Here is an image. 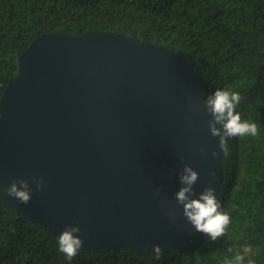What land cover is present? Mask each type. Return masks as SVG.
Listing matches in <instances>:
<instances>
[{"label": "water", "instance_id": "water-1", "mask_svg": "<svg viewBox=\"0 0 264 264\" xmlns=\"http://www.w3.org/2000/svg\"><path fill=\"white\" fill-rule=\"evenodd\" d=\"M205 97L167 47L97 29L35 37L0 97V191L24 181L31 199L1 203L54 237L78 224L81 250H185L196 231L175 198L184 166L198 173L193 197L223 183Z\"/></svg>", "mask_w": 264, "mask_h": 264}, {"label": "trees", "instance_id": "trees-1", "mask_svg": "<svg viewBox=\"0 0 264 264\" xmlns=\"http://www.w3.org/2000/svg\"><path fill=\"white\" fill-rule=\"evenodd\" d=\"M93 29L176 51L206 95L220 87L241 93L236 110L258 134L231 137L223 151L217 198L231 223L214 241L196 231L185 250L80 249L69 262L51 232L0 201V264H225L241 251L264 264V0H0V97L35 37Z\"/></svg>", "mask_w": 264, "mask_h": 264}, {"label": "clouds", "instance_id": "clouds-1", "mask_svg": "<svg viewBox=\"0 0 264 264\" xmlns=\"http://www.w3.org/2000/svg\"><path fill=\"white\" fill-rule=\"evenodd\" d=\"M241 100L242 96L239 91L220 87L206 95L202 101L206 105L205 110L212 117L207 121L208 130L211 135L218 137L219 147L225 152L228 151L229 138L258 134L257 123L241 119L240 112L236 110ZM215 155L216 152L213 150L211 156L215 157ZM197 178V171L191 166L185 165L179 176L182 186L176 191L175 198L177 203L182 206L183 216L193 229L206 234L208 239L214 241L224 235L225 228L231 223V217L222 208L213 187H206L197 196H192V186ZM41 185L42 178L37 181V188ZM31 194L32 190L26 182H17L16 180L10 181L7 187L0 191V197L11 196L24 204L31 199ZM79 232L78 224H70L66 225L56 237L58 251L63 253L69 262L82 247L83 240ZM153 250L159 253V245H154ZM225 264H254V261L251 258L245 261V254L241 251L226 258Z\"/></svg>", "mask_w": 264, "mask_h": 264}]
</instances>
